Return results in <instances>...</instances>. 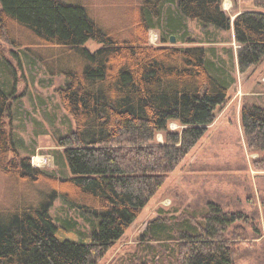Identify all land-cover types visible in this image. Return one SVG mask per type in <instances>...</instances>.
<instances>
[{"label":"trees","instance_id":"trees-1","mask_svg":"<svg viewBox=\"0 0 264 264\" xmlns=\"http://www.w3.org/2000/svg\"><path fill=\"white\" fill-rule=\"evenodd\" d=\"M140 1L131 10L133 29L124 36L101 29L80 4L0 0V56L9 42L69 47L78 62L76 68L59 71L67 78L59 97L76 123L75 130L58 140L72 173L61 178L35 168L31 156H20L7 121L15 99L6 77L11 69L0 57V173L26 185L51 179L38 200L0 212V264H97L229 100L233 70L221 57L208 59L209 48L188 44L185 35V47L149 43L168 3L177 5L175 15L173 7L164 14L169 38L184 31V18L224 31L233 27L240 45L234 54L239 71L247 73L264 62V0H241L254 8L234 20L224 11L223 0ZM89 41L103 47L91 53L83 48ZM172 122L183 129L171 131ZM241 125L247 148L260 155L253 167L264 171V107L243 106ZM159 134L163 142L157 140ZM259 197L264 210V195ZM58 199L91 221L88 231L79 229L77 220L60 222L51 215ZM248 217L243 207L216 199L203 208L180 205L149 224L130 263L238 264L242 247H251L250 236L243 233ZM252 226L251 239H256L259 223ZM70 232L79 237L71 238Z\"/></svg>","mask_w":264,"mask_h":264},{"label":"rangeland","instance_id":"rangeland-1","mask_svg":"<svg viewBox=\"0 0 264 264\" xmlns=\"http://www.w3.org/2000/svg\"><path fill=\"white\" fill-rule=\"evenodd\" d=\"M64 1L84 6L101 29L118 35L122 33L124 36L133 29L134 17L131 15V10L141 2L140 0ZM165 7L160 26L150 32L149 43L155 47L163 45L185 47V43L182 42L185 35L189 40L188 44L209 48L208 59L218 61L221 57L226 67L233 70L230 74L234 76L235 83L230 88L229 100L217 110L216 119L203 138L169 176L124 236L97 264H131L133 255L138 253L142 234L161 214L170 216L173 209L189 203L194 207L203 208L208 201L215 199L224 205L242 208L245 195L252 192L249 191L248 184L251 183L254 189L257 187L251 174L253 175L255 170L253 162L260 155L247 148L242 125L239 122H241L243 106L254 103L253 105L264 107V62L247 73L242 74L239 71L234 54L239 51L240 45L235 40L233 27L229 31H224L198 20L184 18L186 34L184 31L174 33L176 43H171L172 36L169 38L170 33L166 29L167 20L164 14L173 7L172 14L175 15L177 5L175 8L173 4L168 3ZM253 8L252 3H244L241 0H223V9L232 20L241 12ZM165 40L167 42L163 43ZM190 40L197 42L190 43ZM17 41L20 40L17 38ZM102 47L103 45L95 41H89L83 46L91 53ZM0 57L2 64L11 69L6 77L12 84L11 93H15V99L11 100L12 112L7 121L14 142L17 143V149L21 153L20 156L23 158L31 156L33 166L48 175L71 177L64 148L59 146L58 140L75 130L76 123L64 109L59 97V90L67 83L66 75L59 71L77 67L74 51L69 47L24 44L14 46L5 42ZM2 71L0 68V74H3ZM182 129L183 127L177 122L170 124L171 131ZM157 140L163 142V134H159ZM251 169L253 170L250 171ZM22 181L16 182L0 173V212L10 213L19 204H28V200H38L40 193L51 184V179L47 180V184L39 181L37 184L26 185V182ZM51 215L58 217V220L60 218V222L66 219L77 220L80 224L79 229L83 231H88L90 228L91 221L88 224L78 211L68 207L62 199L54 203ZM70 234H72L71 238L79 237L78 234L73 235V232ZM263 259L264 248L256 243L252 248L242 247L238 264H264Z\"/></svg>","mask_w":264,"mask_h":264},{"label":"crops","instance_id":"crops-1","mask_svg":"<svg viewBox=\"0 0 264 264\" xmlns=\"http://www.w3.org/2000/svg\"><path fill=\"white\" fill-rule=\"evenodd\" d=\"M229 118H231V117H229ZM230 120L231 119H229V121ZM239 123H241V122H239ZM252 170L253 169H251L250 171H252ZM253 172L255 175L251 174V176H253L252 179H254V181H256L257 187L255 189H254V187L252 188L253 191L251 192V194L245 195V200L243 202V206H244L243 209L246 212V214L249 216L248 217L249 220L243 222V233H244V235L248 234L250 236L248 238L247 242L250 243L251 248L254 245H256V243H258L261 248H264V210H263L261 200L259 197V194L264 195V171H255L254 170ZM248 177H249L248 179L250 180L251 177L249 175H248ZM250 184H248V185L251 186ZM254 223H259L258 228L260 231H259L258 238L251 239L252 238V232L254 230L252 225Z\"/></svg>","mask_w":264,"mask_h":264},{"label":"water","instance_id":"water-1","mask_svg":"<svg viewBox=\"0 0 264 264\" xmlns=\"http://www.w3.org/2000/svg\"><path fill=\"white\" fill-rule=\"evenodd\" d=\"M171 43H176V38L175 36H172L171 39H170Z\"/></svg>","mask_w":264,"mask_h":264}]
</instances>
